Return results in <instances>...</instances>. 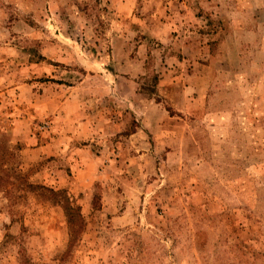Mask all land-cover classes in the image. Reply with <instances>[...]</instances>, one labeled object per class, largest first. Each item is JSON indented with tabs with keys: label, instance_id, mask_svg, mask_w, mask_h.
<instances>
[{
	"label": "rangeland",
	"instance_id": "rangeland-1",
	"mask_svg": "<svg viewBox=\"0 0 264 264\" xmlns=\"http://www.w3.org/2000/svg\"><path fill=\"white\" fill-rule=\"evenodd\" d=\"M0 264H264V0H0Z\"/></svg>",
	"mask_w": 264,
	"mask_h": 264
},
{
	"label": "crops",
	"instance_id": "crops-1",
	"mask_svg": "<svg viewBox=\"0 0 264 264\" xmlns=\"http://www.w3.org/2000/svg\"><path fill=\"white\" fill-rule=\"evenodd\" d=\"M48 145H49V144H48ZM48 145H46V147H47Z\"/></svg>",
	"mask_w": 264,
	"mask_h": 264
}]
</instances>
